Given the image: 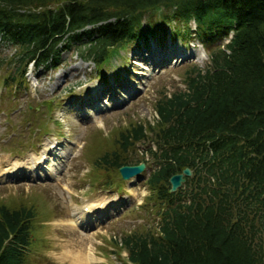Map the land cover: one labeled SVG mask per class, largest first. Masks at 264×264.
<instances>
[{"label": "trees", "instance_id": "obj_1", "mask_svg": "<svg viewBox=\"0 0 264 264\" xmlns=\"http://www.w3.org/2000/svg\"><path fill=\"white\" fill-rule=\"evenodd\" d=\"M171 18L185 25H168L172 38L195 39L207 62L187 65L182 89L155 99L153 124L121 130L94 159L112 189L133 146L148 142L134 163L150 161L145 183L162 207L152 229L126 233L119 248L130 264H264V0H0V42L14 47L19 75L29 63L57 67L72 47L99 70ZM183 168L190 176L169 192ZM14 203L0 198V264L30 258L36 210Z\"/></svg>", "mask_w": 264, "mask_h": 264}, {"label": "rangeland", "instance_id": "obj_2", "mask_svg": "<svg viewBox=\"0 0 264 264\" xmlns=\"http://www.w3.org/2000/svg\"><path fill=\"white\" fill-rule=\"evenodd\" d=\"M169 24L178 27V20ZM157 32L159 37L148 36L146 42L140 39L142 43L138 45L129 43L118 48L116 57L108 58L100 71L91 60L80 58L76 47H70L60 53L57 67L43 71L34 70L28 64L19 75L16 63L13 65L10 59L14 47L0 42V166L21 163L26 157L34 156L32 149L39 142H59L57 147L65 145L67 148L61 158L56 150L54 155L46 156H50L47 164L42 163L43 167L32 174L40 178L24 175L27 172L23 170L10 171L0 177L2 201L16 202V205L22 200L36 210L27 264H72L70 251L79 250L93 253L92 264H119L125 253L119 248L118 239L126 233H144L155 225L156 212L162 204L152 199L145 183L151 170L150 161L138 179L131 177L106 189L104 187L109 186L100 177L95 160L112 150L121 130L132 124H153L155 99L161 93L166 95L176 88L182 89V73L187 65L202 68L207 62L202 47L195 40L181 43L180 48L178 40L169 42L161 31ZM142 45L144 48L135 55ZM172 50L185 51L191 56L175 62L184 54L175 55L164 66L150 70L153 64L161 65ZM103 73L107 79H117L114 84L120 83L119 89L109 91L108 101L104 97L100 100L106 89L97 92V86L107 82L101 78ZM91 99L92 104L87 105L86 101ZM104 101L107 108L101 107ZM111 102L112 108L109 107ZM43 144H40L42 148ZM76 144L81 148L74 151ZM147 144L145 141L133 146L126 164L144 157L141 153ZM52 162L59 165V170L47 176L44 167ZM92 201L107 205L105 210L96 213L104 216L96 221L85 216L80 225L83 229L75 228L71 219L79 214L83 217L81 205ZM70 210L74 212L69 218Z\"/></svg>", "mask_w": 264, "mask_h": 264}, {"label": "bare ground", "instance_id": "obj_3", "mask_svg": "<svg viewBox=\"0 0 264 264\" xmlns=\"http://www.w3.org/2000/svg\"><path fill=\"white\" fill-rule=\"evenodd\" d=\"M144 48V46H140L136 51H135V55H139L140 51ZM172 54L174 55H181L183 52H176L175 50L171 51ZM155 56V55H154ZM168 57H172V56H168ZM152 61V60H151ZM162 61V60H161ZM179 61H184L183 58H177L175 60V62H179ZM165 62H170L169 58H167L165 56V61L163 62V64ZM147 65H149L147 63ZM118 86L120 85L119 81H117ZM123 85V84H122ZM121 85V86H122ZM53 144V146L51 147V144ZM59 145V142H52V141H48L47 143L43 144V148H42V154H44V156L39 154L35 157H28L25 160H23L21 163L19 162H12L11 164H6L4 166L0 167V177L2 176V174L4 173H8L10 171H18L19 169H22L24 171H31L32 168L36 167L37 165L40 164V162L43 160V157L45 158L46 154L51 152L52 149L56 150V153L58 154V158H61L65 151H66V146L63 145L62 147H57ZM54 150L52 152V154H54ZM64 150V151H63ZM58 162V161H57ZM54 169L52 167L47 168L46 173L47 174H53ZM86 204L87 210H83V204L81 205V214L83 215V217H80L79 215L76 216V218L71 219V222L74 225H82V220L85 221V215L87 212L89 213H93L96 210L102 211L106 209L107 205L105 203H95L94 201L92 202H86L84 203ZM87 213V214H89ZM86 223V222H85ZM70 254H72V258H71V263L72 264H92L95 261V257L93 255V253L89 250L88 252H83L82 251H70Z\"/></svg>", "mask_w": 264, "mask_h": 264}, {"label": "water", "instance_id": "obj_4", "mask_svg": "<svg viewBox=\"0 0 264 264\" xmlns=\"http://www.w3.org/2000/svg\"><path fill=\"white\" fill-rule=\"evenodd\" d=\"M143 168V163H139L137 165H122L118 168V172L121 178H128L138 172H140ZM190 175V170L188 168H183L180 173L172 174L168 178L169 191H175L180 183L184 181V177H188Z\"/></svg>", "mask_w": 264, "mask_h": 264}]
</instances>
